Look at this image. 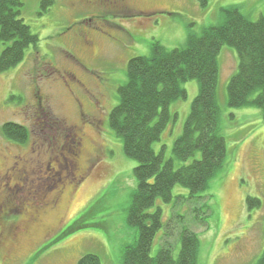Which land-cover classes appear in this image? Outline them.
<instances>
[{"label":"rangeland","instance_id":"1","mask_svg":"<svg viewBox=\"0 0 264 264\" xmlns=\"http://www.w3.org/2000/svg\"><path fill=\"white\" fill-rule=\"evenodd\" d=\"M43 2L22 0L21 19L39 42L26 51L20 65L0 73V205L13 198L18 204L20 194L13 193L23 179L21 172L56 158L60 161L56 174L41 184L52 187L60 202L42 213L24 235L18 234L22 229L16 230L23 214L12 213L6 224H0V264H78L86 255L98 256L102 264H122L125 249L138 236V229L127 222L137 189V163L124 154L109 116L118 104V89L126 82L128 62L150 56L153 41L168 50L183 48L191 33L200 35L204 28L220 24L223 8L236 6L256 22L264 16V0H209L206 9L195 0H130L126 10L95 0H54L47 12ZM4 50L0 43V57ZM219 64L220 127L228 150L224 168L197 205L177 201L190 196L188 189L177 185L171 204L157 201L149 212L162 209L166 226L174 215L190 217L191 210L207 203L208 226L194 225L200 240L199 264H257L264 254V119L258 108L228 106L227 86L238 69L235 50L224 46ZM182 87L187 99L170 107L178 118L153 146L166 161L174 158L175 141L199 92L197 81ZM10 96L21 102H7ZM7 122L28 129L25 145L3 138L1 128ZM71 130H81L86 141L83 157L75 164L67 161L68 168L62 154ZM34 151L43 153L42 160ZM36 177L30 173L24 191L40 184ZM248 197L260 200L262 207L249 211ZM78 221L79 229L66 235ZM165 229L156 236L152 257L163 246ZM178 255L176 249L174 256Z\"/></svg>","mask_w":264,"mask_h":264},{"label":"trees","instance_id":"2","mask_svg":"<svg viewBox=\"0 0 264 264\" xmlns=\"http://www.w3.org/2000/svg\"><path fill=\"white\" fill-rule=\"evenodd\" d=\"M206 9L209 0H195ZM43 11L54 5L44 0ZM22 0H0V43L5 50L0 57V73H6L25 58L39 40L21 19ZM222 22L204 28L200 35L191 33L183 48L168 50L160 42L150 45V56L131 59L127 64L126 82L118 89V104L109 116V126L123 142L124 154L137 163L134 174L137 189L128 211L127 222L138 229L135 242L123 254L122 264H199L200 240L194 228L208 226L209 207L201 203L191 216L174 215L164 225L163 211L150 213L157 201L171 204L173 190L180 185L190 196L177 201L196 202L205 199L211 181L223 170L228 155L227 143L221 134V109L218 103L220 77L219 56L224 46L238 56V69L228 83V106L233 109H260L264 119V16L254 22L236 7L221 10ZM197 81L199 92L181 136L175 141L174 158L165 160L153 146L161 140L169 125L176 122L170 107L186 100L182 85ZM20 98L10 96L12 103ZM3 138L16 145L29 139L26 127L13 122L1 128ZM198 154L200 157L198 158ZM191 163L176 168L175 161ZM249 211L261 208V201L247 198ZM81 221L69 228L66 235L79 229ZM196 227H195V226ZM165 229L163 246L156 257L151 251L157 234ZM179 249L176 258L174 252ZM78 264H102L96 255H86ZM257 264H264V254Z\"/></svg>","mask_w":264,"mask_h":264},{"label":"flooded vegetation","instance_id":"3","mask_svg":"<svg viewBox=\"0 0 264 264\" xmlns=\"http://www.w3.org/2000/svg\"><path fill=\"white\" fill-rule=\"evenodd\" d=\"M96 2H99L101 4L108 3L112 5V7L120 8L118 10H124L129 9L128 3L130 0H95ZM87 44L90 46V44L93 46V42H87ZM41 106V104H40ZM83 128V127H81ZM81 130H77L75 132L74 130L70 131V135L68 138L70 141L67 143V146L64 147L63 154H62V160L65 161L66 166L69 168L70 164H75L78 160H81V157H83L84 154V146L86 141V135L80 134ZM71 137V138H70ZM36 158H39V160L42 158V152H36ZM40 153V157L39 154ZM56 159H51V161H48L47 164L41 165V167H36L34 169H31L30 172L28 170H24L21 172L23 175V179L21 180V184L17 185V189L15 190V193L13 195L15 196L17 193L20 194L18 196L19 201L18 204L15 205L13 200H8L6 203H2L0 205V224L4 223L6 224V219L11 216L12 213H18L19 215H24V220H22L16 230L22 229L21 231H18V234L24 235L27 230L30 228L29 225H33L37 222L39 216L48 211L49 209H55L58 207V204L60 202V197L57 196V194L51 193L52 187H49L48 185H45L43 188L42 182L45 183L46 180L51 179L52 174L55 175L57 170L55 168V165H59L60 161ZM42 160V159H41ZM39 168V170H38ZM53 171V172H52ZM30 173L33 175L38 176L36 177L39 185L33 184V189H28L24 191L25 187L27 185L28 177H30ZM27 176V177H26ZM15 177H18V174L16 172ZM14 177V178H15ZM18 180V179H17ZM20 182V181H19ZM23 192H21V189ZM12 202V204H10Z\"/></svg>","mask_w":264,"mask_h":264}]
</instances>
